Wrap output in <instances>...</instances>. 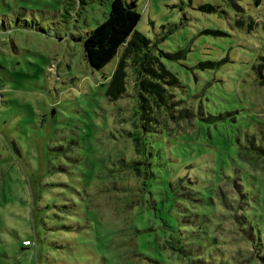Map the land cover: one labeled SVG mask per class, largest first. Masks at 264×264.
<instances>
[{
  "label": "rangeland",
  "instance_id": "rangeland-1",
  "mask_svg": "<svg viewBox=\"0 0 264 264\" xmlns=\"http://www.w3.org/2000/svg\"><path fill=\"white\" fill-rule=\"evenodd\" d=\"M124 1L194 120L153 107L166 126L145 137L160 168L143 218L139 178L118 167L141 157L130 59L107 99L122 46L99 68L82 50L110 0H0V264H263L264 0ZM209 165L220 176L192 178Z\"/></svg>",
  "mask_w": 264,
  "mask_h": 264
},
{
  "label": "trees",
  "instance_id": "trees-1",
  "mask_svg": "<svg viewBox=\"0 0 264 264\" xmlns=\"http://www.w3.org/2000/svg\"><path fill=\"white\" fill-rule=\"evenodd\" d=\"M133 4V1L127 3L124 0H110L105 18L96 23L84 35L82 50L87 63L92 67L99 68L114 56L119 46H122L121 53L105 87L104 94L107 99L119 97L124 92L126 58L129 57L130 59L133 86L137 97L135 115L139 129L138 132L128 131L127 133L131 138L134 151L140 154L141 157L138 159L131 158L130 160L120 158L118 159V167L125 166L124 168L132 170L134 175L139 178L141 191L139 196L142 200H140L138 208L139 214L142 216L145 213L144 210L150 211L149 200L154 201L150 183L155 179V171L160 168L152 162L151 151L147 144L149 141L145 137L158 131L161 126H166V122H162V125L160 124L156 129L155 123H157L158 118L155 115V109H160L164 113L165 119L166 116H170L171 118H168L175 123H179L180 120L186 121L189 118L193 121L194 118L190 109L183 106L177 107L178 104L171 91L174 85H179L176 75L166 68L153 52L154 43H150V40L144 34L135 30L134 25L139 18V13L134 9ZM165 54L167 56L172 55L168 52ZM198 64L200 67H204L212 65L214 62L206 60L200 61ZM216 116L220 117L221 115ZM191 120L187 122L190 123ZM173 135L175 134L173 133L172 137ZM185 145L189 147L192 144L185 142ZM257 150L255 148V151ZM239 155L242 157L240 153ZM242 163L239 158V162L231 167L233 170L232 177L235 178L238 170L243 168ZM188 169H194L197 172L192 177L194 179L205 176L211 177L210 172H213L214 176H220L217 167L214 165L188 167ZM176 177L179 176L173 175L169 180H174ZM177 179L179 181L182 179L190 180L185 175H181ZM176 194L185 195L183 191L176 192ZM146 217L148 219L143 229H151L153 232L159 231L158 225L154 226L150 223L147 213ZM258 257L264 264V252L258 254Z\"/></svg>",
  "mask_w": 264,
  "mask_h": 264
},
{
  "label": "built area",
  "instance_id": "built-area-1",
  "mask_svg": "<svg viewBox=\"0 0 264 264\" xmlns=\"http://www.w3.org/2000/svg\"><path fill=\"white\" fill-rule=\"evenodd\" d=\"M21 245L23 246H33L34 245V239L31 237H24L20 240Z\"/></svg>",
  "mask_w": 264,
  "mask_h": 264
},
{
  "label": "crops",
  "instance_id": "crops-1",
  "mask_svg": "<svg viewBox=\"0 0 264 264\" xmlns=\"http://www.w3.org/2000/svg\"><path fill=\"white\" fill-rule=\"evenodd\" d=\"M28 237V236H27Z\"/></svg>",
  "mask_w": 264,
  "mask_h": 264
}]
</instances>
